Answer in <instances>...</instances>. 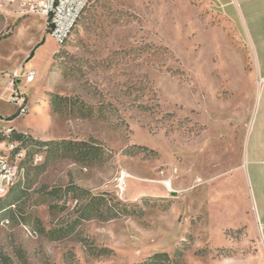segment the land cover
I'll list each match as a JSON object with an SVG mask.
<instances>
[{"label": "rangeland", "instance_id": "obj_1", "mask_svg": "<svg viewBox=\"0 0 264 264\" xmlns=\"http://www.w3.org/2000/svg\"><path fill=\"white\" fill-rule=\"evenodd\" d=\"M261 93L244 43L209 0H90L61 44L43 16L0 0V131L94 139L103 156L50 153L18 167L1 142L18 201L0 215V254L7 264H132L178 249L176 264H264L237 208L245 153L264 160ZM69 183L133 213L82 220L50 240L37 221L75 218L79 203L49 192Z\"/></svg>", "mask_w": 264, "mask_h": 264}, {"label": "trees", "instance_id": "obj_2", "mask_svg": "<svg viewBox=\"0 0 264 264\" xmlns=\"http://www.w3.org/2000/svg\"><path fill=\"white\" fill-rule=\"evenodd\" d=\"M43 39L39 42L41 43ZM38 43V44H39ZM36 44V46L38 45ZM35 46V47H36ZM33 54V49L29 52L27 59ZM57 99L70 100V98L59 95L55 96ZM79 107L83 108L82 115H90L91 107L85 105L83 102L79 104ZM14 116H10L7 119H12ZM17 142V146L12 150L11 154L20 149H24L25 144H30L36 147L31 153L24 151V156L19 160L18 167H23L24 162L37 152L43 154V160L41 164L48 160L50 153L57 155V158H70L74 161H80L86 164L89 163H101L103 156L101 155V145L94 139L88 140H70V139H59L50 141H39L30 138L27 134L22 132H16L11 129L8 134L0 131V142ZM18 185V184H17ZM16 184L13 183L7 192L0 196V215H4L8 212H12V205H16L18 196L14 191ZM49 192L56 193L57 197L61 195L73 198L79 203L77 208V214L75 218L69 222V224L58 226L57 228L45 229L39 220L37 221L38 232L50 240H58L68 235L73 228L80 223L82 220L96 218L99 220H109L120 215H127L133 213V210L128 208L125 204L118 201H112L106 193L93 194L89 190L82 188L78 185L69 183L64 187L57 186L52 188ZM3 197V198H2ZM66 201V199H63ZM93 255H101L108 253L107 248H90ZM180 251L176 249L172 254L166 251H156L150 254L148 257L140 262H134L132 264H176V259L179 257ZM0 258L3 264H7V257L0 254Z\"/></svg>", "mask_w": 264, "mask_h": 264}, {"label": "crops", "instance_id": "obj_3", "mask_svg": "<svg viewBox=\"0 0 264 264\" xmlns=\"http://www.w3.org/2000/svg\"><path fill=\"white\" fill-rule=\"evenodd\" d=\"M209 1L224 23L231 26L237 40L244 43L251 57L252 72L256 74L257 85L262 88V97L264 95V0ZM259 105L264 118V99ZM239 170L243 194L238 195L237 208L239 215L244 219L248 242H253L264 260V160H251L247 151Z\"/></svg>", "mask_w": 264, "mask_h": 264}, {"label": "built area", "instance_id": "obj_4", "mask_svg": "<svg viewBox=\"0 0 264 264\" xmlns=\"http://www.w3.org/2000/svg\"><path fill=\"white\" fill-rule=\"evenodd\" d=\"M8 3L17 1L18 7L24 8L28 13H34L43 16L49 25V34L58 44L63 43L69 36L71 30L87 7L90 0H5ZM26 81L34 79L35 71L26 70L24 73ZM12 84V81H11ZM12 96V99H16ZM12 128H9L8 133ZM6 133V134H8ZM1 143V142H0ZM9 150L12 152L17 146V142H8ZM23 149L14 152L16 158L23 157ZM10 152V153H11ZM20 158V159H21ZM9 153L0 154V196L4 195L9 187L14 183L16 166L12 167L8 163ZM33 162L40 163L43 160V154L37 152L33 155Z\"/></svg>", "mask_w": 264, "mask_h": 264}]
</instances>
